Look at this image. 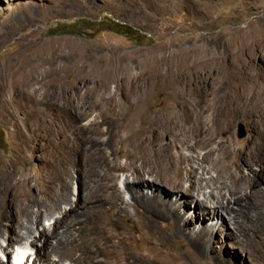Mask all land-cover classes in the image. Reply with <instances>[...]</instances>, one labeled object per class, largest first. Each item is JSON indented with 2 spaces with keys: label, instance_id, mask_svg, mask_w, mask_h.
Here are the masks:
<instances>
[{
  "label": "rangeland",
  "instance_id": "rangeland-1",
  "mask_svg": "<svg viewBox=\"0 0 264 264\" xmlns=\"http://www.w3.org/2000/svg\"><path fill=\"white\" fill-rule=\"evenodd\" d=\"M202 5L216 20L214 27H208L204 25V21H199L197 15L190 13L184 1L0 0V163L5 162L14 167L19 178L30 176L33 179L32 193L38 204L43 203V194L36 180L48 181L50 175L55 174L59 147L64 141L75 145L73 149L78 154L75 159L79 155L81 157L77 149L83 151V158L86 152H90L92 155L87 159L91 163L96 157L95 151L99 150L108 153L110 159L115 158L119 169L113 173L119 188L124 189L123 182L131 178L126 168L130 162L129 156L135 155L136 149L131 143L121 147L113 145L107 149L105 142H109V134L106 135L108 126H101L105 135L98 134L93 128H86L92 120H114L117 113L122 114L125 110L120 94H129L128 99L131 101L136 96L146 97V103L140 107L141 112L148 120H154V115L161 112L160 107L167 94L185 92L186 95L194 97V94L203 93L207 98L205 106H220L224 109H221V121L218 123H225L224 120L230 118L231 114L227 110L226 101L217 103L213 98L235 97L238 100L240 116L233 117L228 138L235 145L236 155L229 154L226 146L214 153V157L211 155V159L202 168L198 169L195 164L193 168L205 180L221 179L224 190L229 186L231 178L227 173L236 166L245 177L249 170L259 172V165L252 162L259 156L257 160L263 163L264 168V46L259 48L255 56L250 55L253 56L251 65L255 64L254 67L258 70L255 74L250 72L247 79H242L241 76L231 78L228 75L231 69L226 64V61L237 55L238 45L234 35L238 29L254 28L264 32V0H205ZM124 27L134 30L136 38L127 37L123 33ZM180 40L184 41V47H206L209 59L206 63H194V67H189L188 72L194 68V75L191 76L193 82L184 81V75L182 85L176 79L179 77L176 72L181 66L173 58L170 61L163 59L173 56L179 49ZM225 53L230 59L223 58ZM10 78L30 80L28 98L22 92L21 83L14 86L7 84V79ZM109 95L114 97L108 103L106 98ZM62 105L68 106L67 114L61 113ZM189 105V108L195 107L199 110L191 98ZM90 107L92 108L89 109ZM51 112L54 113L53 117L50 116ZM88 112V117L75 118L76 114L85 115ZM177 113L173 111L169 116L177 120ZM201 118L200 127L206 123L205 129L209 136L211 128L215 127L212 124V111H205ZM62 119L69 125L76 124L75 129L67 130L61 126ZM139 124L143 125L142 119ZM187 124L191 130L187 131L188 135L195 133L194 123ZM240 125L245 132L242 139L238 137ZM195 134L199 135V132ZM217 136L219 134L215 133L218 142L220 136ZM162 140L168 142L170 137L164 135ZM212 147L216 145L213 144ZM119 149L125 155L117 154ZM181 152L186 156L193 154L186 147ZM198 152L203 153V149ZM52 164L55 166H51ZM249 166L253 167L250 169ZM70 175L73 192L70 195L71 204L62 205L66 209L74 205L77 195L75 168H71ZM187 178L184 171L176 175L173 182L188 187ZM17 187L18 185H13L11 193L13 190L17 191ZM203 187L201 198L203 194L208 195L211 191L205 183ZM261 187L264 189L263 183ZM124 197L128 200L126 193ZM196 211L194 204L188 205L186 215L195 230L201 224L199 220H193L200 216ZM243 211L245 223L240 224L242 227L240 226L237 234L233 231L236 240L227 235L229 231L221 220L211 218L207 222V226L214 225L218 231L216 241L212 242L211 249L208 248V257L203 264H264V221L258 216L260 213L251 206L243 207ZM10 213L6 211L2 214L8 229L11 225ZM59 216L58 210L43 215L42 224L38 225V231L32 233L31 240L36 241L39 232L44 227L53 226ZM156 225L163 228L164 222L157 221ZM8 234L6 231L2 233L4 240L0 238V246L11 254L12 263L18 262L22 256H28V260L33 262L36 248L42 245L43 240L37 242L36 248H25L19 242L14 247H9L5 241ZM50 240L55 244L53 238ZM131 240L129 248H140V253L147 255L143 260H138V257L133 264H183L169 255L162 256L159 253L161 250L151 241L143 240L139 232L134 233ZM15 255L19 257L17 260L14 259ZM7 259L9 257L3 254L0 247V261L7 264ZM42 261L43 259L39 260L38 264H43ZM47 264L73 263L68 259L60 260L58 255L52 254ZM184 264L189 263L186 261Z\"/></svg>",
  "mask_w": 264,
  "mask_h": 264
},
{
  "label": "bare ground",
  "instance_id": "bare-ground-1",
  "mask_svg": "<svg viewBox=\"0 0 264 264\" xmlns=\"http://www.w3.org/2000/svg\"><path fill=\"white\" fill-rule=\"evenodd\" d=\"M176 1L187 3L190 13L197 15L199 21L206 23L204 25L208 27L216 25V20L212 18L210 11L203 8L202 3L205 0ZM234 40L238 45L237 55L230 59L228 58L229 55H226L228 52H226L224 54L226 56H223L227 60L230 59L226 61L229 70L231 69L228 75L231 78L241 76L242 79H247L250 72L253 71L255 74L258 70L254 67L255 64L251 65V60L259 48L264 46V32L254 28H241L236 31ZM184 46V41L180 40L179 49L173 56L163 58L169 61L173 58L181 66L176 72L179 75L176 79L181 85L184 75V81L193 82L191 76L194 75V68H191L189 73L187 70L189 67H194V63L203 64L209 60L206 47ZM259 57L260 55L257 58ZM196 74L199 75L197 72ZM29 81L10 78L7 79V84L14 86L18 82L21 83L23 85L22 92L28 98L30 95ZM184 84L183 86H185ZM113 95L106 98L108 103L113 100ZM120 95L125 110L122 114L117 113L116 117L113 116L116 118L114 120L106 118L99 119V121L92 120L86 128H93L98 134L105 135L101 126H108L106 135L109 134V142H105V145L108 146L107 149L113 145L121 147L127 143H131L136 149V154L129 156L130 162L126 168L131 178L123 182L124 189L119 188L113 173L114 170L119 169L115 158L110 159L108 153L99 150L95 151L94 155L97 158L94 157L93 163H91L87 157L92 154L85 151L88 155L85 153L84 159L83 151L77 149L81 153V157L79 155V158L75 159L77 154L76 150L73 149L75 145L65 141L59 147L58 160L56 166L54 165L55 174L50 175L48 181H40L36 177L39 190L43 194L42 204H38L32 193L33 179L30 176L26 175L25 178H19L15 174L14 167L5 162L0 163L1 240H4L2 233L5 231L9 233L5 238L9 247H14L19 242L25 248L27 246L36 248L37 242L43 240L42 245L36 248V257L33 262L31 261L32 264H38L41 259H43V264H47L52 254L58 255L60 260L68 259L73 264H133L138 257V260H143L147 256L140 253V248H129L132 235L139 232L143 240L151 241L155 247L161 250L159 253L162 256L169 255L183 264L186 261L189 264H203L208 257V248L213 247L212 242L216 241L217 238L218 230L216 227L214 225L207 226V222L211 221V218L221 220L229 231L227 235L233 239H235L233 231L237 234L245 221L243 207L255 208L257 213H260L258 216H261L264 221V189L261 187V183L264 184V168H262L263 163L257 160L259 156L252 160L253 164L259 165V172L248 169L249 174L245 177L241 174L240 168L236 166L234 170L227 173L231 178L229 179V186L227 185L225 190L221 179L209 178L205 180L193 168V164L197 165L198 169L202 168V165L211 159V155L213 156L214 153L226 148V146L229 154L236 155L235 145L228 138L233 117L240 116L238 100L235 97L215 96L213 98L214 102L217 103L221 100L226 101L227 110L231 114L230 118L224 120L225 123L220 122V124L218 121H221V109H224L220 106L219 108L211 105L205 106L204 103L207 98L203 93L194 94V97L186 95L185 92L167 94L160 107L161 112L154 115V120H148L147 116L141 112L140 107L146 103V97L136 96L131 101L128 99L129 94ZM190 98L200 111H197L195 107L189 108L191 106L189 105ZM208 110L212 111V124L215 125L211 128L212 132L210 131L209 136H207L208 131L205 129L207 124L205 123V126L203 124L200 127L202 124L201 114ZM68 111V106H63L61 113L67 114ZM173 111L178 112L175 116L177 120L169 116ZM88 114L89 112L85 115L76 114L75 118L83 119L88 117ZM53 115L54 113L51 112L50 116L53 117ZM140 119L143 120L142 126L139 124ZM187 123H194L195 133L199 132V135L195 133L188 135L187 131L191 130ZM60 124L67 130L75 129L76 125H69L64 119ZM215 133L220 136H217L220 140L218 142ZM164 135L170 137L168 142H163L162 137ZM213 144L216 147H212ZM183 147L190 149L193 152L192 156L184 155L181 152ZM201 149H203V153L200 154L198 150ZM121 153L122 149H119L117 154L121 155ZM122 154L125 155V153ZM226 165L228 164L226 163ZM71 168H75L77 171V195L74 205L66 209L62 208V205L71 204L70 195L73 192ZM184 171L188 177V187L182 186V183L173 182L174 177ZM203 183L211 191L208 195L203 194V198H201L200 193L204 189ZM13 185H18V187L17 191L13 190L11 193L10 189ZM144 190L148 191L145 192ZM125 193L128 195V200L124 197ZM173 198L175 199L172 200ZM191 203L195 205L197 214H200L199 217L193 219L199 220L201 223L197 230L194 229L195 227L186 215L188 205ZM57 210L60 216L53 226L44 227L39 232L38 239L36 241L31 240L32 233L38 231V225L42 224V216ZM6 211L11 212L10 229L6 227V223L2 219V214ZM157 221L164 222L163 228L157 227ZM248 226L250 225L248 224ZM50 238L55 240V244H52ZM0 247L3 254H6L7 258L9 257L7 264H13L11 254L6 251V248ZM0 264L3 262L0 261Z\"/></svg>",
  "mask_w": 264,
  "mask_h": 264
},
{
  "label": "trees",
  "instance_id": "trees-1",
  "mask_svg": "<svg viewBox=\"0 0 264 264\" xmlns=\"http://www.w3.org/2000/svg\"><path fill=\"white\" fill-rule=\"evenodd\" d=\"M107 28H109V27H107ZM123 33L129 38H132V39L136 38L135 31L132 29H129L128 27H124Z\"/></svg>",
  "mask_w": 264,
  "mask_h": 264
},
{
  "label": "water",
  "instance_id": "water-1",
  "mask_svg": "<svg viewBox=\"0 0 264 264\" xmlns=\"http://www.w3.org/2000/svg\"><path fill=\"white\" fill-rule=\"evenodd\" d=\"M238 137H239L240 139H242V138L245 137L244 128H243V126H241V125H240V127H239V134H238Z\"/></svg>",
  "mask_w": 264,
  "mask_h": 264
}]
</instances>
